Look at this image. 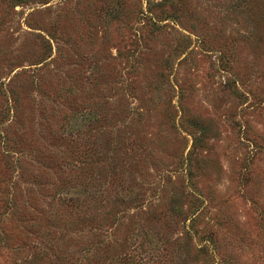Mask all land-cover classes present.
I'll return each instance as SVG.
<instances>
[{
	"label": "rangeland",
	"instance_id": "1",
	"mask_svg": "<svg viewBox=\"0 0 264 264\" xmlns=\"http://www.w3.org/2000/svg\"><path fill=\"white\" fill-rule=\"evenodd\" d=\"M0 264H264V0H0Z\"/></svg>",
	"mask_w": 264,
	"mask_h": 264
}]
</instances>
